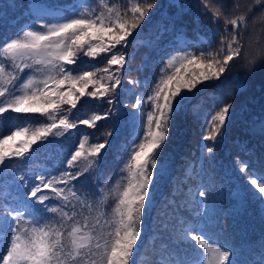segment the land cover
I'll return each instance as SVG.
<instances>
[{
  "label": "snow or ice",
  "instance_id": "snow-or-ice-1",
  "mask_svg": "<svg viewBox=\"0 0 264 264\" xmlns=\"http://www.w3.org/2000/svg\"><path fill=\"white\" fill-rule=\"evenodd\" d=\"M17 6L0 0V264H264V110L242 120L249 139L236 144L249 159L238 155L234 164L248 187L232 191L234 204L202 162L160 191L174 118L189 106L203 117L214 161L237 116L233 92L227 100L220 93L264 81V43H253V29L264 32V0H199L196 16L213 27L192 41L176 27L192 8L181 0H170L176 11L146 33L158 0H28L23 20L7 23ZM133 44L149 50L135 69L150 71L143 80L130 75ZM202 89L207 95L194 104ZM91 105L96 111L79 119ZM120 118L131 129L122 144L117 124L102 142L88 131ZM42 148L47 165L28 167ZM110 150L118 167L105 176ZM250 202L262 225L256 260L241 259L248 242L229 231Z\"/></svg>",
  "mask_w": 264,
  "mask_h": 264
},
{
  "label": "trees",
  "instance_id": "trees-1",
  "mask_svg": "<svg viewBox=\"0 0 264 264\" xmlns=\"http://www.w3.org/2000/svg\"><path fill=\"white\" fill-rule=\"evenodd\" d=\"M27 2L28 0H3V3L5 4L15 3L18 5L17 7L7 9L5 21L11 24H15L17 21H22V6L26 5ZM55 2L65 3L67 0H55ZM113 2H119V0H113ZM169 2L170 0H158L159 6L155 8L152 13H150L151 20H146L145 25L142 26L145 29V33L148 31L149 27L154 26L155 22L160 19L162 13L171 15L176 11V9L168 8ZM181 2L190 3L192 8L189 12L185 13L182 18L176 21V27L178 29L183 28L185 30L189 41L196 38L197 31H199L201 36L208 33L209 29L212 28L213 25H211L206 17L196 16L199 11V0H181ZM260 27V25H257L253 29L254 44L257 40H259L260 43H264V32L260 31ZM173 35H175V33L166 34L164 36V44L167 45L168 48H171V45H168L167 42L172 39ZM136 47L137 45L133 44L128 48V52L130 54H135V59L132 61V71L130 75L133 79L143 80L146 75L150 74V71L137 72L135 69L141 65L142 58L149 50L146 47H140L139 50L136 51ZM193 50L199 51V49L195 48ZM97 67H103V64H98ZM237 71H239V68L233 69V72ZM127 78L128 77L126 76L125 79ZM228 91L233 92L236 97L237 116L229 125V134L227 139L222 144L216 145L214 161L209 159L206 148L204 147L205 145L212 146V142L203 140V117L201 116L198 120L195 114L191 111V106H189L187 114L181 113L174 118L172 124L170 125L169 137L162 149L161 159L164 166L168 169L169 175L160 181L161 193L166 194L170 190L172 176H181L189 164L194 165L198 169L201 162L206 169L215 174V182L224 188L225 196L227 197L230 205L235 203V201L231 199L232 191L237 188L248 187L246 184L247 178L236 170L234 161L238 155L241 160L249 159V157L240 151L236 141L249 139V137L245 135L242 120L248 119L253 115H258L262 112V110H264V81H262L259 76L249 80L248 87L243 92H237L235 88L225 89V91L220 93V95H224L226 100L229 98L227 96ZM206 95L207 92L202 89L201 95H198L193 100V103H197ZM121 100L129 104L135 102L134 98L129 100L124 96H121ZM108 107L109 105L104 104L100 111L103 112L107 110ZM205 108L206 110L214 111V109H211L208 104L205 105ZM242 108L245 111H242ZM93 111H96L95 106H89L86 111H81L79 119L88 118ZM121 111H125V109L122 108ZM113 124H117L119 127L118 143L122 144L125 140V136L131 131L130 126H125L123 118H120L119 120L106 119L99 121L96 129H88V131L95 132L97 136L101 137L100 142H102L103 134L112 130ZM84 127L85 126L81 125V130H83ZM75 135L76 133L73 131L72 138H74ZM72 138L63 141L65 147L73 142ZM255 143V140H252L249 147ZM47 153L48 150L42 148L36 155H34L28 167L38 170L39 168L46 166L48 163ZM114 157L115 152L113 150L105 153V160L109 165L105 166L104 163L101 164V171L105 173V176L114 172L118 167ZM104 178L105 177H101V179ZM153 215H155V213H153ZM229 231L234 232L232 239H234L237 243L243 244L245 241L248 242L245 245L244 254L241 256V259L256 260L259 258V245L258 243H255V241L261 234L262 225L258 205L256 203L250 202L243 208L237 217L235 229H229Z\"/></svg>",
  "mask_w": 264,
  "mask_h": 264
}]
</instances>
